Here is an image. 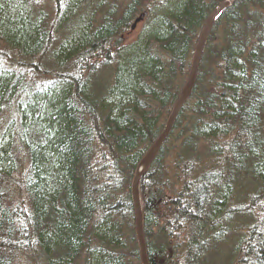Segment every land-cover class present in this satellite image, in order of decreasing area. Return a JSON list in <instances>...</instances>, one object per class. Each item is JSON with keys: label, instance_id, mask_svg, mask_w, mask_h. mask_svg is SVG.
<instances>
[{"label": "trees", "instance_id": "16d2710c", "mask_svg": "<svg viewBox=\"0 0 264 264\" xmlns=\"http://www.w3.org/2000/svg\"><path fill=\"white\" fill-rule=\"evenodd\" d=\"M220 1L53 0L50 16L0 0V39L23 59L0 61V264H140L131 181ZM20 151L24 208L4 202ZM139 187L149 264H221L229 234L224 264H264V0L215 19Z\"/></svg>", "mask_w": 264, "mask_h": 264}, {"label": "water", "instance_id": "95a60500", "mask_svg": "<svg viewBox=\"0 0 264 264\" xmlns=\"http://www.w3.org/2000/svg\"><path fill=\"white\" fill-rule=\"evenodd\" d=\"M234 1L235 0L220 1L218 5L215 7V9L209 14L207 19L205 20L202 26V29L200 31V34L198 36L197 42L195 44L189 71L187 74V78L180 91V94L171 108L168 118L164 124L163 130L161 131L159 136L156 138L153 144L149 147V149L147 150V152L145 153V155L139 162L135 170L134 176L132 178V182L130 186V194H131V201H132L133 211H134L135 234H136L138 247H139L140 264H149L147 253H146L147 252L146 246H145L144 237H143V215H142V208H141V203H140V192H139V184H140L141 177L149 169L159 148L161 147L163 141L166 139L167 135L169 134V131L172 127V124L179 110L181 109V107L184 105V103L190 96V93L194 85L199 60H200L201 54L203 52V49L206 43L208 33L213 25L214 20L219 16V14L221 13L223 9L230 6ZM138 20L139 19L137 18L135 21H138Z\"/></svg>", "mask_w": 264, "mask_h": 264}, {"label": "rangeland", "instance_id": "374dc122", "mask_svg": "<svg viewBox=\"0 0 264 264\" xmlns=\"http://www.w3.org/2000/svg\"><path fill=\"white\" fill-rule=\"evenodd\" d=\"M39 5L42 6L48 12V14L50 16L53 14V12H54V2H53V0H40ZM138 19H139L138 21H134L131 24L130 30L134 29L135 25L142 19V16H139ZM126 36H127V39L130 40V39L134 38L135 34L134 33H128ZM18 60H23V59L21 58V56L15 50H11L7 46V44H5L2 39H0V61L3 62L5 66L11 68L10 65L17 67V64L19 63ZM28 68H30V66H28V64H27L25 69H23V71L27 75V78L29 76V73L27 72ZM45 75L47 77H50L47 74H45ZM41 78H42V76H40L38 79H41ZM12 112H13V110L11 109V107L6 108L3 111V113H2L3 121L5 119H7V117H9L12 114ZM162 130H163V128H162ZM170 131H171V129H170ZM170 131H169V133H170ZM168 135H167V137H168ZM167 137H166V139H167ZM166 139L163 141V143H165ZM177 144H179V143L174 144L172 152H174L177 149V147L175 146ZM19 154H20V158L18 159V162H19L18 170H16V172H14L12 174V176L5 181V184H4L5 193H6V197L4 198V202L7 203V205H17L19 207H23L24 208L28 204L27 203V196L25 195L23 184H22L23 183V178L25 176V170H26L27 161H26L25 155L21 151L19 152ZM136 168H135V170H136ZM170 178L171 179L169 181L165 180V184H169L170 183L171 186H173L174 188H179V186H180L179 183H181V181L178 179V177L174 176L173 174H170ZM243 187L244 186L240 187L239 191H243L244 190ZM139 192H140V187H139ZM140 200H141V197H140ZM233 202H234V200H233ZM140 203H141V201H140ZM253 205H255V204H253ZM237 206H240V205L237 204ZM241 206H242V204H241ZM166 207H168V206H166ZM233 240H234V237H232L230 234H229V238L227 236L226 238L221 239V254L222 253L225 254V255L224 254L221 255V264H224V261L226 260L227 255H228L227 253H229V250H227V249L230 247L231 242ZM25 251H27V250H25ZM23 255H24V257L21 260L18 261V264H41L40 259L37 258V256L31 255L30 252L24 253ZM234 263L235 262H233V264Z\"/></svg>", "mask_w": 264, "mask_h": 264}]
</instances>
